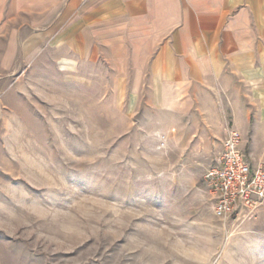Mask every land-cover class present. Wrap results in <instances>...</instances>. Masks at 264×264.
<instances>
[{"label": "rangeland", "instance_id": "rangeland-1", "mask_svg": "<svg viewBox=\"0 0 264 264\" xmlns=\"http://www.w3.org/2000/svg\"><path fill=\"white\" fill-rule=\"evenodd\" d=\"M1 37L0 264H264V202L215 212L221 104L165 110L109 48Z\"/></svg>", "mask_w": 264, "mask_h": 264}, {"label": "crops", "instance_id": "crops-1", "mask_svg": "<svg viewBox=\"0 0 264 264\" xmlns=\"http://www.w3.org/2000/svg\"><path fill=\"white\" fill-rule=\"evenodd\" d=\"M3 35L9 59L109 48L155 105L221 104L228 133L264 162V0H0Z\"/></svg>", "mask_w": 264, "mask_h": 264}, {"label": "built area", "instance_id": "built-area-1", "mask_svg": "<svg viewBox=\"0 0 264 264\" xmlns=\"http://www.w3.org/2000/svg\"><path fill=\"white\" fill-rule=\"evenodd\" d=\"M206 178L217 196V215L229 217L241 207L253 208L264 202V162L256 165L251 161L236 131L228 133L220 166L210 170Z\"/></svg>", "mask_w": 264, "mask_h": 264}]
</instances>
